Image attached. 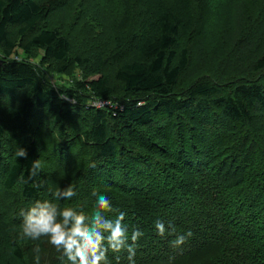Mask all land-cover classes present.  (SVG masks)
Masks as SVG:
<instances>
[{
  "label": "trees",
  "instance_id": "trees-1",
  "mask_svg": "<svg viewBox=\"0 0 264 264\" xmlns=\"http://www.w3.org/2000/svg\"><path fill=\"white\" fill-rule=\"evenodd\" d=\"M80 1L0 0V264H36L37 244L40 264H56L45 259L48 250L63 256L47 237L22 245L16 225L23 217L1 210L12 204L5 197L47 199L91 217L82 206L97 204L93 192L126 213L129 238L143 233L134 264H180L196 254L187 264H264V84L203 74L180 86L194 41L207 33L208 0H116L114 9L104 0L109 17L102 0ZM61 12L66 18L56 21ZM89 15L116 32L112 40H95ZM256 20H240L230 64L236 47L256 35ZM76 29L87 32L88 49ZM72 67L85 73L73 88L46 82L43 69ZM254 68L264 69V54ZM95 98L111 104L93 107ZM20 147L27 158L16 156ZM37 159L41 169L30 176ZM69 186L74 197L54 199ZM109 253L132 264L126 249Z\"/></svg>",
  "mask_w": 264,
  "mask_h": 264
},
{
  "label": "rangeland",
  "instance_id": "rangeland-1",
  "mask_svg": "<svg viewBox=\"0 0 264 264\" xmlns=\"http://www.w3.org/2000/svg\"><path fill=\"white\" fill-rule=\"evenodd\" d=\"M110 3V8H113V5H117L118 1L116 0H106ZM113 1V2H112ZM81 1L78 0V3ZM211 8L206 13V17L208 18L209 24L207 27V33L194 41L192 49H191V60L188 70L183 75L180 86L184 87L191 82H193V78L202 76L203 74H207L210 79H216L219 82H230L231 80H239V81H248L250 79L261 81L264 84V69L256 70L255 60L256 58L262 56L264 54V0H208ZM102 7L105 8L104 14L106 17L111 15V11L108 9V4L102 0ZM71 11V10H70ZM80 11V6L77 5L73 14H77ZM61 16L56 14L54 19L59 21L60 19L66 18L64 13L61 12ZM117 15H115L116 17ZM252 17L253 19H257L256 27L257 33L254 37L245 40L240 46L236 47L237 55L231 61L228 59L230 55V51L232 48V43L236 37L242 38V33L239 34V22L240 20L246 19L248 17ZM69 17V15H67ZM109 20L108 18H106ZM82 21H80V25H82ZM91 23V27H93V33L98 36L95 40H100L101 38H107L112 40L115 31L111 32L110 27H106L104 22H99L97 19H93L92 15H89V24ZM246 23V22H245ZM244 23V24H245ZM82 29V27L80 26ZM76 29L73 31V36H77V38L82 42L81 47L85 50L88 49V45H90V38L87 35L85 30ZM101 35V38H100ZM89 39V43L87 41ZM103 45H109L111 41H102ZM234 44V43H233ZM239 44V43H238ZM237 44V45H238ZM17 59H21L18 55L15 56ZM31 60H39L32 55ZM226 58V61H225ZM75 68V69H74ZM74 69V70H73ZM43 73L45 76V80L47 83L51 84L57 90L61 88H73L76 83L82 80L85 77V73H82L80 69L76 70V67H72V70H69L66 73H60L55 70L43 69ZM247 79V80H246ZM66 95H62V99L66 102H70L74 105H84L85 108H88L87 103H74L73 100H69ZM92 104V102H91ZM4 102L0 99V111L5 110ZM263 111V110H262ZM264 113V112H263ZM264 126V118L262 120ZM260 124V123H259ZM261 125V124H260ZM264 128V127H263ZM264 138V137H263ZM8 200H12V204H4L1 206V210L3 207H8L9 211L7 213L8 217H15V212H17V219H21L22 212L27 211L32 204L30 202L24 201L20 199L18 196H15L16 199L13 200V197L10 198L5 197ZM82 202V199H79V202ZM19 203V207H17V211L14 208ZM96 205L89 200L83 202L82 208L89 211V215H92L96 210ZM14 210V211H13ZM13 219V218H12ZM16 221V220H14ZM17 222V221H16ZM21 224V223H20ZM17 223L16 229L18 238L21 241L22 245L26 244V241L30 240V238H26L22 236V224ZM212 251L202 253L199 258H205L207 256V260L211 257ZM108 256V264H119L111 259L110 253H107ZM196 256H193L189 261L184 260L181 261L180 264L189 263L194 257L193 261H195ZM57 256L51 251H47V255L45 259L47 262L50 260H56V264H70L66 257ZM54 264V262H51Z\"/></svg>",
  "mask_w": 264,
  "mask_h": 264
},
{
  "label": "clouds",
  "instance_id": "clouds-1",
  "mask_svg": "<svg viewBox=\"0 0 264 264\" xmlns=\"http://www.w3.org/2000/svg\"><path fill=\"white\" fill-rule=\"evenodd\" d=\"M27 150L20 147L16 156L27 158ZM41 169L40 161H33L29 175L36 176ZM76 195L73 186L54 193V199H71ZM97 197L96 210L91 217L78 213L73 208L61 209L58 204L50 200H37L27 210L22 212V236L39 241L42 237L48 238V243L57 252H62L70 264H108L107 253L121 252L126 249L128 259L134 264L135 242L143 233L133 230L129 238L128 228L123 223L126 213L115 209L107 196L93 192ZM116 213L115 219H109L105 213ZM159 235L166 233L165 224L157 220L155 222ZM176 229L171 227V232ZM171 234V233H169ZM192 235L189 231L186 235H179L171 243L179 246L185 243ZM131 239L132 243H129ZM32 251L35 253L36 264L41 261V248L37 244Z\"/></svg>",
  "mask_w": 264,
  "mask_h": 264
},
{
  "label": "built area",
  "instance_id": "built-area-1",
  "mask_svg": "<svg viewBox=\"0 0 264 264\" xmlns=\"http://www.w3.org/2000/svg\"><path fill=\"white\" fill-rule=\"evenodd\" d=\"M92 104L90 103L91 106L97 107V108H104L107 105H110L111 102L109 100H103L99 98H95L91 100Z\"/></svg>",
  "mask_w": 264,
  "mask_h": 264
}]
</instances>
